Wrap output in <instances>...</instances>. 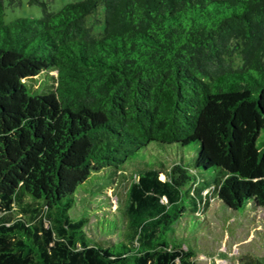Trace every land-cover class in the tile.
Instances as JSON below:
<instances>
[{
	"label": "trees",
	"instance_id": "1",
	"mask_svg": "<svg viewBox=\"0 0 264 264\" xmlns=\"http://www.w3.org/2000/svg\"><path fill=\"white\" fill-rule=\"evenodd\" d=\"M54 2L6 24L22 0H0V264H197L191 222L213 203L264 211V0ZM17 62L37 77L13 102ZM195 143L188 165L127 166L152 144ZM101 173L110 233L78 215Z\"/></svg>",
	"mask_w": 264,
	"mask_h": 264
},
{
	"label": "rangeland",
	"instance_id": "2",
	"mask_svg": "<svg viewBox=\"0 0 264 264\" xmlns=\"http://www.w3.org/2000/svg\"><path fill=\"white\" fill-rule=\"evenodd\" d=\"M82 0H55L51 5L52 11H59L71 2ZM42 10L39 6L30 5L28 0H22L20 7L6 11L5 23L21 19H39ZM98 22L95 23V20ZM89 26L93 27V33L100 37L105 28L104 6L100 5L96 14L87 18ZM36 68L26 62H17L9 69L11 91L9 99L19 102L23 99V86L30 79L35 78ZM198 144H192L180 148L178 145L159 147L152 144L127 162L128 167H136L146 163L153 165L157 161L169 164L173 161L184 160L188 165L194 156L198 154ZM93 179L91 183L90 180ZM84 185L88 186V197L77 198L78 215L90 219V227L94 232L110 233L114 229V216L110 213V204L103 201L99 189H106L111 180L105 173L92 176ZM113 187L107 189V195L112 203L114 211L117 205V196ZM77 217V218H79ZM193 232L199 239L197 264H242L246 256H264V211L254 209L252 205L240 212H224L219 203H213L212 209L207 213L206 219L191 222Z\"/></svg>",
	"mask_w": 264,
	"mask_h": 264
}]
</instances>
